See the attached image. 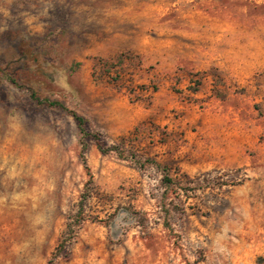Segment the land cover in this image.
Listing matches in <instances>:
<instances>
[{
  "label": "rangeland",
  "instance_id": "1",
  "mask_svg": "<svg viewBox=\"0 0 264 264\" xmlns=\"http://www.w3.org/2000/svg\"><path fill=\"white\" fill-rule=\"evenodd\" d=\"M0 264H264V0H0Z\"/></svg>",
  "mask_w": 264,
  "mask_h": 264
},
{
  "label": "trees",
  "instance_id": "2",
  "mask_svg": "<svg viewBox=\"0 0 264 264\" xmlns=\"http://www.w3.org/2000/svg\"><path fill=\"white\" fill-rule=\"evenodd\" d=\"M120 61H123V60L121 59ZM109 65H111V64H109ZM13 81L15 82V80H13ZM32 96L35 99H37L39 102H45L49 105H57V106H60L64 109L71 111V113L73 114V116L75 117V119L77 121V124L80 128V131L82 133L83 138L93 137L96 140L97 145H98L99 149L101 150V152L107 153V152L115 149L116 151L123 153L119 150L118 146L108 145V143H106L102 139V135L100 133L91 132L87 127V119L85 118V116H83L82 114L78 113L75 110H71L64 102H62L60 100L50 99V98H40V96L37 94L36 91H32Z\"/></svg>",
  "mask_w": 264,
  "mask_h": 264
}]
</instances>
